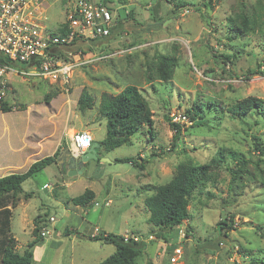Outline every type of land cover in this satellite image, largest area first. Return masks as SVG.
Masks as SVG:
<instances>
[{
  "label": "rangeland",
  "instance_id": "obj_1",
  "mask_svg": "<svg viewBox=\"0 0 264 264\" xmlns=\"http://www.w3.org/2000/svg\"><path fill=\"white\" fill-rule=\"evenodd\" d=\"M176 1L185 4L176 6ZM43 2L44 19L40 22L46 30L56 31L73 0ZM103 3L100 4L112 15L110 34L81 45L85 59L92 55L95 58L74 69L67 90L49 81L22 80L8 74L11 90L5 102L9 110L0 109V161L5 162L2 168L10 167L15 173L25 171V164L45 156L44 152L51 148L49 143L54 144L60 133L65 137L86 130L92 139L90 145L97 144L105 137L106 119L99 112L101 95L116 94L126 85H135L147 101L153 119L151 135L144 125L130 136L129 142L109 152L96 147L97 159L88 160L93 171L91 179L77 188H65L56 195L41 188L42 183L55 181L54 164L26 179L23 189L34 193L12 209L14 249L22 252L26 247L32 235V220L39 216L48 219L49 215L58 218L65 198L78 195L86 186L95 193V201L88 209H106L107 223L115 232L155 235L151 243L144 242L148 256L138 258V263L168 264L170 245L179 243L182 255L176 264H264V156L255 151L253 140L254 135L264 144V115L249 111L238 117L229 111L232 104L250 96L261 99L264 106V73H248L264 60V0ZM245 22L247 27L242 26ZM99 55L107 57L96 60ZM161 55L175 61L167 80L157 71ZM82 90L92 98L89 109L78 107ZM194 102L204 107V119L193 121L186 116L184 121L172 120L173 114L184 115ZM170 122L180 127L175 147V130ZM38 140L47 142L42 145ZM60 146L64 148L65 141ZM219 152L224 155L223 161L212 168L210 181L190 198V217L181 224L185 230L191 228L189 235L178 241L177 229L173 228L164 237L157 236L158 228L147 222V197L156 186L171 179L178 163H207ZM232 152L247 162L233 182L226 169L235 165ZM114 157L139 163L143 159L144 172ZM105 198H110L111 204L105 205ZM223 217L229 228L222 225L218 230L217 222ZM109 249L96 253V261L91 252L76 250L75 256L85 255L97 264L112 252V246Z\"/></svg>",
  "mask_w": 264,
  "mask_h": 264
},
{
  "label": "trees",
  "instance_id": "obj_2",
  "mask_svg": "<svg viewBox=\"0 0 264 264\" xmlns=\"http://www.w3.org/2000/svg\"><path fill=\"white\" fill-rule=\"evenodd\" d=\"M105 1L111 2L112 0H103L100 1V3ZM172 1L174 2V0ZM184 4L185 2L176 1V6ZM129 15H132V12H129ZM242 26L247 27V23L245 22ZM66 29L67 24L63 22L54 32L64 34ZM79 46H81V43L72 48L76 49L79 48ZM68 50L72 49L68 48ZM57 54H60V56L62 55L60 52ZM174 63V58L167 57L166 55H161L159 57L157 71L162 79L167 80L171 77V70ZM258 65L259 63H257V67ZM248 73L250 75L262 74L258 68L255 70L249 69ZM47 98L48 95L45 96V99ZM77 104L82 110L91 108L92 98L88 92L85 90L80 92ZM207 105L208 104H206V106ZM0 109L2 111L9 110L5 101L0 103ZM229 111L231 114L238 117L244 116L249 111L264 115L263 101L257 97L250 96L232 104ZM99 112L101 115L105 116L106 119L105 137L98 142V147H102L104 151H110L121 144L129 142L130 136L144 125L148 126L147 132L151 135L153 124L152 111L150 110L147 101L142 96V93L135 85H126L116 94L102 93ZM184 115L188 116L189 119L193 121L204 119V107L202 104H196L194 102L192 107L187 109ZM170 124L175 130V133L172 136L174 142L172 143V146L175 147L180 127L177 123L170 122ZM253 140L255 151L260 154L261 157L264 156V144L260 143L261 140L254 135ZM231 154L235 165L233 168L227 166L226 169L229 171L231 181L233 182L237 180V177L235 176H238L239 173H241L247 162L244 158L239 157L237 153L232 152ZM223 158L224 155L219 152L218 157L212 158L207 163L195 164L188 161L180 162L176 165L171 179L168 182L155 187L152 194L145 200V204L147 210H149L147 222L158 228L159 231L155 232L157 236L164 237L169 231L171 232L173 228L181 225L183 221L190 217L188 205L193 192L196 189L204 187L206 183L210 181L212 168L219 165L223 161ZM117 160L127 161L140 167L143 166L144 162L143 159L141 163H139L131 158H121ZM54 162L55 155L44 156L43 158L34 161L27 170L22 173L13 172L0 177V264H31L33 260L34 246L43 241V237L40 235L42 218L39 216L33 220L32 235L34 237L27 243L23 251L19 252L14 249L15 240L10 231L12 208L17 205L21 196L25 200L31 197V193L23 191L22 183L34 173L50 164H54ZM93 199L94 192L88 188L81 194L72 197L70 201L76 205L87 206ZM226 220V217L219 219L217 222L218 230L222 229V225H227ZM227 227L229 228V225H227ZM189 232H191V228L188 226L186 228V235H189ZM76 234L79 233L76 232ZM226 235L227 234L223 233V236ZM81 236L83 237L84 234L81 233ZM175 237H177V235ZM89 239H98L115 246L114 252L97 264H142L138 263V258L143 259L148 256L144 249V243L133 241L124 242L120 235L108 233L104 236H90ZM170 250H172L171 245ZM261 262L264 261L261 260ZM168 264L170 263L168 262Z\"/></svg>",
  "mask_w": 264,
  "mask_h": 264
},
{
  "label": "built area",
  "instance_id": "obj_3",
  "mask_svg": "<svg viewBox=\"0 0 264 264\" xmlns=\"http://www.w3.org/2000/svg\"><path fill=\"white\" fill-rule=\"evenodd\" d=\"M41 3H44L43 0H0V103L5 101L11 90L9 73L20 76L22 80L39 79L56 83L67 90L74 69L95 58L92 55L85 59L82 46L76 49L72 47L79 43L88 45L92 40L110 34V10L94 0H73L64 20L67 24L64 34L48 31L41 24L45 9ZM106 57L99 55L96 60ZM257 68L264 73V60L259 62ZM172 120L184 121L186 116L176 114L174 117L173 114ZM82 137H87L88 141L83 143ZM91 140L86 133L74 135V143L81 151L90 146ZM48 220L53 222L54 217ZM176 229V238L180 241L186 236V230L181 225ZM47 233L48 228L42 227L40 235L44 237ZM120 237L124 242L149 243L155 239L153 233L141 234L128 230ZM181 249L179 243L172 247L168 259L170 264L178 263Z\"/></svg>",
  "mask_w": 264,
  "mask_h": 264
},
{
  "label": "crops",
  "instance_id": "obj_4",
  "mask_svg": "<svg viewBox=\"0 0 264 264\" xmlns=\"http://www.w3.org/2000/svg\"><path fill=\"white\" fill-rule=\"evenodd\" d=\"M72 129L75 130L76 128L73 127ZM80 133H86L89 135V132H86V130H83L81 132H76V133H73L70 135L66 134L65 137H63L62 134L60 133L57 136V138L55 137V143L54 144L49 143L51 145V148L47 149L44 152L45 156H53L57 153L58 150H61L60 153L58 152L59 156L57 159L55 156L54 165H57V167H55L57 170V174L55 175V181L53 182V184H50L47 182H44L41 184V188L50 189L49 192L52 195H56L57 191H61L62 189H65V188H75V187L77 188V187L81 186L82 183L89 181L91 179V175H92L93 171H91L90 169L84 176L76 175V174H70V175L67 174V169H66V165H67L66 151H67V149H71L75 153H84L88 149V148H85L83 151H81L80 149H78L76 147V145L74 143V135L80 134ZM47 135H49V134H47ZM47 139H50V137ZM38 141H40V140H38ZM62 141H65L64 148H62L60 146ZM46 142L47 141H43L41 143H42V145H44V144H46ZM98 148H102V147H98ZM94 150H95V154L99 155V154H97L96 148ZM102 150H103V148H102ZM104 152H109V151H104ZM28 154H29V152L26 155H28ZM101 156H107V155H101ZM140 156L141 155H139V157ZM43 157H41V158H43ZM102 158H105V157H102ZM38 159H40V158H37L36 160H38ZM113 159H119V158L114 157ZM36 160H34V161H36ZM141 161H142V159H141ZM33 162L28 161L25 164L27 166L25 171ZM4 164H5L4 161H0V177L7 175L9 173H13L12 171H10V169H11L10 167L9 168H2L4 166ZM140 168L144 172L143 167H140ZM162 168L163 167L161 165L160 172H161ZM43 169H41L40 171H42ZM6 170H8L9 172L5 173L4 171H6ZM40 171H38V172H40ZM38 172H36V173H38ZM143 172L141 173L142 175H143ZM36 173L31 175L29 178L31 179ZM105 176H107V175H105ZM85 187L86 186H84V190L88 189L87 187L86 188ZM22 189H23V187H22ZM89 189H91V188H89ZM23 191L26 192V190H24V189H23ZM30 192H31V195H33V193H34L33 190H30L29 193ZM81 193H79V194H81ZM106 193L108 195V189H107ZM75 196H77V195H75ZM72 197H74V196H67L65 198L64 203L62 204V207L59 211V217L58 218H56L53 215L48 216V218L51 216L54 217L53 222L49 223L47 218H42V220L44 221V222L42 221L43 226L47 227V225H48L47 223H49L51 229L48 230V233L44 235L43 241L40 244H37L34 246L33 257H32L33 260L31 262V264H55L54 259H56V264H92L93 262L90 261L91 258L88 259L85 255H80V256H77V258H76V256H75L76 250H78L80 252H83V251L91 252V254L95 258V261L97 259H99V258H96L95 254L100 253L104 249L110 250L109 249L110 246H112L113 249H112V252H108L109 254H107V255L109 256L110 254H112L114 252L115 246L113 244L105 243V242L98 240V239H89V237L92 235H95V236L96 235H106L108 233L114 234V235H121L122 234V231L118 232V233L115 232V230L112 229L111 225L109 223H107V220H106L107 210L104 208L88 209V205L87 206H81V205L73 204L70 201V199ZM94 201H95V193H94V199L92 200V202L90 204H92ZM111 201L112 200L110 198H105L104 203H105V205H109V204H111ZM24 202H26V200L21 196V198L18 202V205L24 204ZM95 203L98 204L97 202H95ZM10 225H11V221H10ZM32 229H33V220H32V226L29 228L30 235L32 234ZM76 232H78L79 234H76ZM81 233L84 234L83 237L81 236ZM11 234H12V232H11ZM12 235L14 237H16L14 234H12ZM32 239H33V236L31 235V238L28 240V242L31 241ZM105 244H108V245H105ZM67 245H69V250L67 249ZM100 261H102V260H100ZM94 264H96V262Z\"/></svg>",
  "mask_w": 264,
  "mask_h": 264
},
{
  "label": "water",
  "instance_id": "obj_5",
  "mask_svg": "<svg viewBox=\"0 0 264 264\" xmlns=\"http://www.w3.org/2000/svg\"><path fill=\"white\" fill-rule=\"evenodd\" d=\"M88 141L87 137H82V142L86 143ZM98 144H92L88 147L87 151L84 153H75L71 149H67V165L68 168L67 174H76L84 176L89 171L88 160L89 159H97L95 154V148ZM106 159V158H102ZM141 161V160H140Z\"/></svg>",
  "mask_w": 264,
  "mask_h": 264
},
{
  "label": "clouds",
  "instance_id": "obj_6",
  "mask_svg": "<svg viewBox=\"0 0 264 264\" xmlns=\"http://www.w3.org/2000/svg\"><path fill=\"white\" fill-rule=\"evenodd\" d=\"M48 219H49V218H48ZM48 222H49V221H48ZM49 223H51V222H49ZM42 227H44V226H42ZM175 229H176V228H175ZM40 231H41V230H40ZM154 240H155V239H154ZM154 240H153V241H154ZM151 242H152V241H151ZM151 242H149V243H151ZM173 246H174V245H173ZM173 246H172V247H173Z\"/></svg>",
  "mask_w": 264,
  "mask_h": 264
},
{
  "label": "flooded vegetation",
  "instance_id": "obj_7",
  "mask_svg": "<svg viewBox=\"0 0 264 264\" xmlns=\"http://www.w3.org/2000/svg\"><path fill=\"white\" fill-rule=\"evenodd\" d=\"M66 169H67V172H68V168L66 167Z\"/></svg>",
  "mask_w": 264,
  "mask_h": 264
}]
</instances>
